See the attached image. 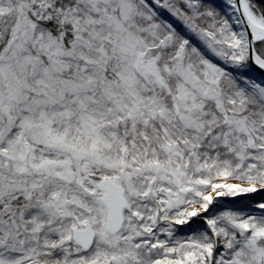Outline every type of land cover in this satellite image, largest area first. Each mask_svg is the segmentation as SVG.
Here are the masks:
<instances>
[{
    "label": "snow or ice",
    "instance_id": "obj_1",
    "mask_svg": "<svg viewBox=\"0 0 264 264\" xmlns=\"http://www.w3.org/2000/svg\"><path fill=\"white\" fill-rule=\"evenodd\" d=\"M0 264H264V0H0Z\"/></svg>",
    "mask_w": 264,
    "mask_h": 264
}]
</instances>
